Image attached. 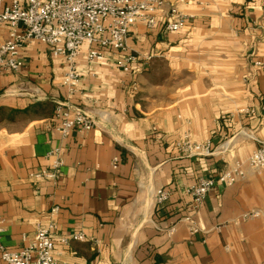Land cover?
Masks as SVG:
<instances>
[{
  "label": "crops",
  "instance_id": "0c3cea01",
  "mask_svg": "<svg viewBox=\"0 0 264 264\" xmlns=\"http://www.w3.org/2000/svg\"><path fill=\"white\" fill-rule=\"evenodd\" d=\"M178 7L187 16L180 31L166 33L161 13L156 28H135L126 53L105 50L102 65L78 60L81 84L71 101L97 122L90 132L60 134L53 116L67 97L65 65L46 46L25 44V66L0 75L6 248H24L37 222H54L57 242L84 237L57 245V264H264V172L245 167L242 180L216 185L199 206L187 193L264 142V0ZM8 39L0 25V42ZM128 56L135 61L124 72L116 65ZM158 60L168 74L154 84L147 75ZM186 136L211 141L214 155L178 153ZM55 149L64 162L58 182L32 179ZM161 188L170 198L159 206ZM253 211L260 215L242 219Z\"/></svg>",
  "mask_w": 264,
  "mask_h": 264
},
{
  "label": "built area",
  "instance_id": "2783aa9c",
  "mask_svg": "<svg viewBox=\"0 0 264 264\" xmlns=\"http://www.w3.org/2000/svg\"><path fill=\"white\" fill-rule=\"evenodd\" d=\"M169 0H0V25L9 31V39L0 42V75L18 72L24 66L20 52L27 43H38L46 46L54 58L63 60L65 72L62 86L67 92L64 101L55 107L54 122L63 137L71 131L90 132L97 122L86 111L72 104L81 84L78 71V60L85 57L91 65H102L104 51L112 50L126 53L128 37L139 25L152 30L159 25V15H164V31L176 33L186 22V15L179 10L178 4ZM135 57L128 56L116 66L124 72H130V65ZM256 67L263 64L256 62ZM137 90V84L132 85ZM253 112V111H251ZM176 150L187 158L213 156L215 150L211 141L192 142L188 136L176 143ZM54 158L47 168L31 175L32 179L47 182H58L63 168L59 149L50 153ZM118 160L113 161L116 166ZM245 167L264 172V142L245 160L233 159L220 174L202 178L198 184L187 189L195 205L199 206L218 184L231 186L245 176ZM170 198V192L159 189L156 192V203L161 206ZM259 212L246 213L242 219L258 217ZM189 220V219H187ZM172 231V229H171ZM196 227L191 228L196 233ZM3 226L0 220V264H57V245L68 246L72 239L84 240L82 234L61 236L59 227L54 222L35 224L34 234L27 245L20 250H10L2 243Z\"/></svg>",
  "mask_w": 264,
  "mask_h": 264
},
{
  "label": "rangeland",
  "instance_id": "374dc122",
  "mask_svg": "<svg viewBox=\"0 0 264 264\" xmlns=\"http://www.w3.org/2000/svg\"><path fill=\"white\" fill-rule=\"evenodd\" d=\"M151 68L153 69V72L147 75L149 82L157 84L167 77V66L164 62L158 60L153 64V66H151Z\"/></svg>",
  "mask_w": 264,
  "mask_h": 264
}]
</instances>
